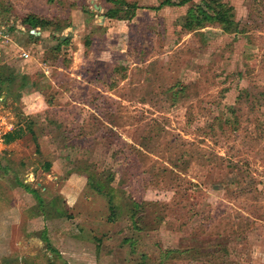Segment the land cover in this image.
<instances>
[{"label": "rangeland", "instance_id": "374dc122", "mask_svg": "<svg viewBox=\"0 0 264 264\" xmlns=\"http://www.w3.org/2000/svg\"><path fill=\"white\" fill-rule=\"evenodd\" d=\"M212 1L0 0V264H264V0Z\"/></svg>", "mask_w": 264, "mask_h": 264}, {"label": "trees", "instance_id": "16d2710c", "mask_svg": "<svg viewBox=\"0 0 264 264\" xmlns=\"http://www.w3.org/2000/svg\"><path fill=\"white\" fill-rule=\"evenodd\" d=\"M114 2V1H112ZM116 3V2H115ZM167 3L172 4L171 2L167 1ZM212 4H215L214 7L216 10L213 11V14L210 12H207L206 9L203 7H197V9L192 10L189 13V22L187 24V27L190 30H200L205 28L208 24L217 23L220 25V27L227 33H233L236 32L235 23L231 16V8H227V5H224L220 3L218 0L212 1V2H205V6L209 9L210 7H213ZM181 5V4H178ZM210 10V9H209ZM116 12H111V14H114ZM23 24L28 28H41L45 29L46 27L51 25V22L42 19L36 15H30L25 18H23ZM20 137L19 132L13 131L5 136V142L6 143H12L15 142ZM110 207L111 209L114 208L113 206V200L110 199Z\"/></svg>", "mask_w": 264, "mask_h": 264}, {"label": "built area", "instance_id": "2783aa9c", "mask_svg": "<svg viewBox=\"0 0 264 264\" xmlns=\"http://www.w3.org/2000/svg\"><path fill=\"white\" fill-rule=\"evenodd\" d=\"M0 35H2V33L0 32Z\"/></svg>", "mask_w": 264, "mask_h": 264}]
</instances>
